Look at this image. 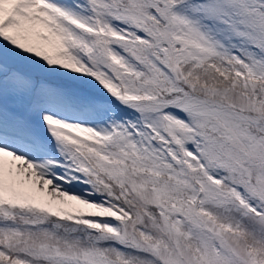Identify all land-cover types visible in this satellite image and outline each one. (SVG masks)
I'll use <instances>...</instances> for the list:
<instances>
[{
    "label": "snow or ice",
    "instance_id": "1",
    "mask_svg": "<svg viewBox=\"0 0 264 264\" xmlns=\"http://www.w3.org/2000/svg\"><path fill=\"white\" fill-rule=\"evenodd\" d=\"M0 264H264V0H0Z\"/></svg>",
    "mask_w": 264,
    "mask_h": 264
}]
</instances>
